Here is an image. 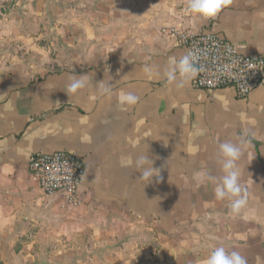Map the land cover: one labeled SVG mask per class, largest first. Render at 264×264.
<instances>
[{
	"label": "crops",
	"instance_id": "0c3cea01",
	"mask_svg": "<svg viewBox=\"0 0 264 264\" xmlns=\"http://www.w3.org/2000/svg\"><path fill=\"white\" fill-rule=\"evenodd\" d=\"M186 6L0 0V264H204L219 245L264 264V87L242 99L232 88L195 89L196 76L177 89L144 71L162 72L170 57L187 54L162 33L170 27L214 32L247 55H264V0H231L207 20ZM75 75H87V86L68 96ZM106 84L110 95L100 91ZM122 92L138 103L122 105ZM226 141L241 147L248 203L239 216L196 176L221 175ZM61 150L85 162L75 205L62 193L46 196L29 169L34 153ZM146 154L158 171L150 181L133 163ZM77 237L99 246L100 262L59 259L66 251L58 243ZM13 239L28 241L14 251Z\"/></svg>",
	"mask_w": 264,
	"mask_h": 264
},
{
	"label": "built area",
	"instance_id": "2783aa9c",
	"mask_svg": "<svg viewBox=\"0 0 264 264\" xmlns=\"http://www.w3.org/2000/svg\"><path fill=\"white\" fill-rule=\"evenodd\" d=\"M162 33L177 40L186 53L197 54L195 89L232 88L238 97L248 99L256 89L264 87L263 54L247 55L241 47L214 32L193 34L170 27ZM29 169L46 196L62 193L68 203L79 202L86 167L84 159L77 153L63 150L36 152L30 158Z\"/></svg>",
	"mask_w": 264,
	"mask_h": 264
},
{
	"label": "clouds",
	"instance_id": "9594fccd",
	"mask_svg": "<svg viewBox=\"0 0 264 264\" xmlns=\"http://www.w3.org/2000/svg\"><path fill=\"white\" fill-rule=\"evenodd\" d=\"M231 0H187L186 11L197 19L207 20L216 17L227 8ZM197 54L189 51L180 58L170 57L168 65L161 72L146 66L144 71L149 79L154 76H162L168 85L177 89L184 88L197 74ZM87 75L74 76L66 85V93L77 94L79 90L87 86ZM100 84H103L100 83ZM112 86L106 84L100 89L102 94H111ZM139 97L132 92H122L119 102L122 105L133 106L137 104ZM218 156L221 175L212 176L206 171L196 173L203 180H209L214 184V195L218 201H227L230 213L239 216L247 207V189L240 181V171L237 165L241 156V147L231 141L219 145ZM134 166L141 172L140 180L150 181L158 171L152 166V162L146 155H139L134 160ZM204 264H248L247 259L239 251H229L225 246L219 245L210 250L204 260Z\"/></svg>",
	"mask_w": 264,
	"mask_h": 264
},
{
	"label": "rangeland",
	"instance_id": "374dc122",
	"mask_svg": "<svg viewBox=\"0 0 264 264\" xmlns=\"http://www.w3.org/2000/svg\"><path fill=\"white\" fill-rule=\"evenodd\" d=\"M62 48H66L65 52L68 50L67 47H61L60 46V49H62ZM59 55H62V54H59ZM63 64L67 67V66H71L72 64L78 65L79 63L78 62L77 63L66 62ZM27 241H28V239H13V243L10 242L11 244L9 245V243H8L7 246H11L12 249L15 251V249H17V248L20 249L23 247L22 242L25 243ZM112 241H113L112 245L114 247H116L119 241L118 240H112ZM62 242L63 243L59 242L57 246L64 247L63 250L66 252L65 253L63 252L62 255H59V259L64 260L66 262H69V260L70 261L76 260V261H80V262L84 263V262L89 261L90 257H92V258H95L94 259L95 263L100 262V258L99 259L96 258V256H98L97 250H98L99 246L96 245L95 243H93V241L91 239L84 238V237H77V238H75V240H73V238H71V239L65 238V239H63ZM92 249H93V251H96L95 255H92L90 253V251ZM52 256H53L52 254L51 255L46 254V255H44V258L46 259V261H50V262H53V260L58 259V256L57 257L55 256V259H53ZM41 257H42V255L40 256V258ZM110 257L112 258L113 261H115L117 255L113 253V255Z\"/></svg>",
	"mask_w": 264,
	"mask_h": 264
}]
</instances>
